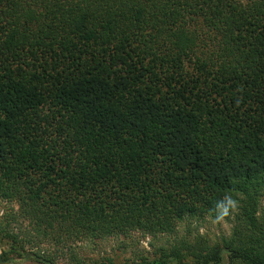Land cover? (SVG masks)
<instances>
[{
  "label": "trees",
  "instance_id": "obj_1",
  "mask_svg": "<svg viewBox=\"0 0 264 264\" xmlns=\"http://www.w3.org/2000/svg\"><path fill=\"white\" fill-rule=\"evenodd\" d=\"M263 196L264 0H0V262L212 217L141 264H264Z\"/></svg>",
  "mask_w": 264,
  "mask_h": 264
},
{
  "label": "rangeland",
  "instance_id": "obj_2",
  "mask_svg": "<svg viewBox=\"0 0 264 264\" xmlns=\"http://www.w3.org/2000/svg\"><path fill=\"white\" fill-rule=\"evenodd\" d=\"M264 206V196L262 197ZM12 207L5 201L0 200V222L4 220V214ZM17 209V204H14ZM234 222L222 218L221 220L208 217L206 219H195L191 225L183 222L179 226L178 234H159L152 235L135 230L129 234L113 235L109 237H100L95 239H86L80 241L76 247L78 255L84 259L86 264H141L143 260H152L158 258L162 253L163 247H168L176 240L177 236L188 234L192 231L193 235L199 234L207 237L211 241H217L222 236L231 234ZM27 226V222H26ZM19 228H16V231ZM42 252L55 253L54 245L49 243L41 244ZM33 246V243H32ZM33 246V249H39ZM2 246L0 245V254ZM53 252V253H52ZM60 254V253H58ZM56 264H67L64 256L58 255ZM226 261V258H225ZM0 264H46L39 263L30 257H21L9 262H0ZM49 264V263H48Z\"/></svg>",
  "mask_w": 264,
  "mask_h": 264
}]
</instances>
